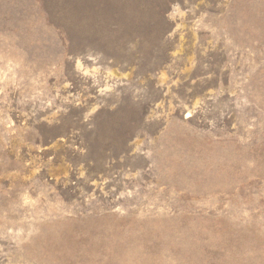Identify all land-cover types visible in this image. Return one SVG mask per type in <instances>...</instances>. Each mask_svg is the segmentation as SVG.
Masks as SVG:
<instances>
[{"label":"rangeland","instance_id":"obj_1","mask_svg":"<svg viewBox=\"0 0 264 264\" xmlns=\"http://www.w3.org/2000/svg\"><path fill=\"white\" fill-rule=\"evenodd\" d=\"M0 264H264V0H0Z\"/></svg>","mask_w":264,"mask_h":264}]
</instances>
